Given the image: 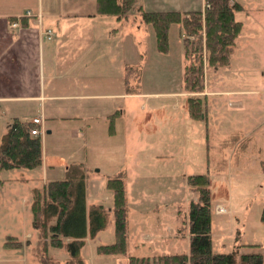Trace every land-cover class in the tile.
<instances>
[{"label": "rangeland", "instance_id": "obj_1", "mask_svg": "<svg viewBox=\"0 0 264 264\" xmlns=\"http://www.w3.org/2000/svg\"><path fill=\"white\" fill-rule=\"evenodd\" d=\"M170 1L175 3L170 6L180 9L183 4L198 5V0H139L144 9L158 3L168 6ZM236 1L247 11L255 5L264 6V0ZM83 2L84 6H93V0ZM170 6L169 9H173ZM135 12V8L131 9L127 20L116 21L113 15H98L93 21L108 27L117 26L114 38L108 37L100 45L105 47L107 57H112L115 50L117 54L121 52L124 61L132 67L128 79L124 76L121 81V90H125L126 84L129 89L147 93L179 89L184 63L183 31L176 22L170 23L167 50L159 51L150 23L143 22ZM253 16L252 11L247 15L243 10L235 12L234 17L243 20L244 25L232 61L239 48L245 50L250 64L263 68L264 24L261 18L259 25ZM15 23L20 25L17 19ZM107 66L105 90L114 87L120 90L119 78L114 79L115 74L109 69V66L114 69V65L107 63ZM250 76L246 81L249 87H264L256 71ZM204 78L208 82L216 79L213 67L205 69ZM227 79V76L221 77L219 83L225 85ZM242 97L252 99L254 96ZM256 97L259 100L252 101L249 110L229 113L224 109L230 108L227 101L234 100L232 96L211 97L210 102L207 101L212 115L208 128L205 123L190 118L187 112L184 114L185 109L175 111L168 95L117 98L122 101L124 113L116 121V133L108 139H100L99 133L96 134L98 128H93L88 131L89 141H85L82 130L77 127L83 125V115L79 112L74 118L44 120L39 133L45 157L43 164L33 168H0V264H36L34 250L39 236L31 223L32 189L45 180L64 177V167L71 160L82 161L87 167L86 206L102 203L108 210L105 226L83 239L79 256L84 264H125L130 254L151 258L162 253L187 252L188 206L197 198V191L187 181L189 174L208 177L212 250L236 248L237 254L264 253V219L260 217L264 205V166L261 164L264 159V94ZM181 98L184 101L185 97ZM143 102H146L145 108H141ZM131 108L140 117L136 118L137 123ZM146 111L151 113L149 120H145ZM175 114L180 119L173 120ZM48 127L51 131L46 133ZM245 129H249V137L234 141L240 130ZM179 150L183 156L177 153ZM151 152L157 154L152 156ZM115 174L122 175L124 183L126 248L124 253H101L96 245L114 240L112 190L105 181L107 176ZM218 207L223 209L218 210ZM11 239L18 244L4 243ZM46 251L58 264H66L64 248L47 243Z\"/></svg>", "mask_w": 264, "mask_h": 264}, {"label": "crops", "instance_id": "obj_2", "mask_svg": "<svg viewBox=\"0 0 264 264\" xmlns=\"http://www.w3.org/2000/svg\"><path fill=\"white\" fill-rule=\"evenodd\" d=\"M197 3L198 5L194 4V6L183 4L180 9L178 6H170L175 4H171L170 1L168 6L158 3L149 10L169 9V6L176 10L202 9L201 5L204 1L198 0ZM137 4L142 7L139 0ZM84 5L83 0H0V133L5 129L7 121L14 116L23 120L38 116L41 124L46 119L51 122L58 118H74L79 112L83 115V125L77 127L82 130L85 141L88 138V131L93 128H98V132L95 129L94 134L99 133L100 139L102 137L108 139L116 133V121L124 113L122 101L117 100L123 97L138 99L168 95L170 99L172 98V108H175V111L185 109L184 114L187 112L189 116L187 105L184 104L186 97L192 93L184 91L181 84L179 89L165 90L161 93L140 92L139 89L133 90L132 87L129 89L127 84L125 90H121L123 85L121 81L124 76L126 80L128 79L132 67L129 66V62L124 61L121 52L118 53L117 61L116 50L113 56L108 58L105 47L100 45L105 43L106 38H114L113 34L117 31V26L108 27L93 23L100 15L94 13V0L93 6ZM240 5L239 10H243L246 15L252 11L253 20L261 25L262 18L264 24V6L255 5L247 11L246 7ZM26 10H29V14H26ZM134 14L138 16L139 11L136 10ZM127 15L115 19L127 20ZM16 19L20 23L18 26L12 24ZM240 21L241 27L235 37L228 63L221 65L223 69H219L221 66H210L213 67L216 79L212 78L211 82H208L203 76V90L195 93L203 96L204 99V114L201 113L195 120L205 123L206 128L210 122L212 123V115L208 112L207 104L211 97L232 96L234 100L227 101L230 108L227 106L228 108L224 109L229 113V111L249 110L252 101L259 100L255 96L264 94V87H249L246 82L250 80L251 73L256 71L264 85V67L250 64L245 50L239 48L232 61L244 25L243 20ZM107 63L114 65V69L112 66H109V69L115 74L114 79L119 78L120 90L115 87L109 91L105 90ZM225 76L228 78L227 84H220L221 77ZM243 95L254 97L246 99L242 97ZM181 97H185L184 101ZM145 107L146 102L141 103V108ZM145 113V120H149L151 113L149 111ZM132 114L135 115L137 123L136 118L140 119L137 111H132ZM250 114L252 112L247 114L248 118L251 117ZM172 118L176 120L175 118L180 119V116L175 114ZM47 129L48 132L51 131L48 127L45 129L46 133ZM249 133V129L243 132L240 130V135L234 141L248 138ZM168 135L171 143L172 137L169 132ZM204 139L207 143L208 133ZM177 153L181 156L184 154L180 150ZM155 154L157 153L151 152L150 155ZM173 154H176L175 150ZM148 155L146 157H149ZM43 160L45 157L42 149V164ZM84 161L89 162L86 158ZM66 166L67 163L64 172ZM84 167L87 172V167L85 165ZM49 256L56 260L52 255Z\"/></svg>", "mask_w": 264, "mask_h": 264}, {"label": "trees", "instance_id": "obj_3", "mask_svg": "<svg viewBox=\"0 0 264 264\" xmlns=\"http://www.w3.org/2000/svg\"><path fill=\"white\" fill-rule=\"evenodd\" d=\"M203 9L149 10L137 0H94V13L125 17L135 8L143 22L150 23L159 51L167 50V29L176 22L183 31V58L181 88L192 94L186 97L187 111L191 118L204 114V68L226 65L234 45L241 21L234 12L241 5L234 0H203ZM37 126L33 121L11 117L0 134V168H33L42 163L39 134L30 133ZM264 166V159L261 160ZM64 177L51 178L32 189L30 201L31 223L38 231V245L34 250L36 264H58L47 254L46 245L64 248L66 264H84L79 249L86 235L92 236L106 223L108 210L102 203L85 204L86 168L81 161L67 163ZM187 181L197 191L187 212L188 251L162 253L151 258L128 255L125 264H260L264 253L213 251L210 240V202L206 174H189ZM105 185L112 190L111 213L114 240L96 245L101 253H124L126 248V218L123 177L107 176ZM260 217L264 219V205ZM5 244H18L5 240Z\"/></svg>", "mask_w": 264, "mask_h": 264}, {"label": "built area", "instance_id": "obj_4", "mask_svg": "<svg viewBox=\"0 0 264 264\" xmlns=\"http://www.w3.org/2000/svg\"><path fill=\"white\" fill-rule=\"evenodd\" d=\"M208 6V3H203V7ZM26 14H29V10H26ZM13 24H16L15 22ZM31 121H33L35 124H37V126H33L30 128V133L32 134H39L41 132V127H40V118L38 116H34L31 118ZM218 210H222V207H218Z\"/></svg>", "mask_w": 264, "mask_h": 264}, {"label": "water", "instance_id": "obj_5", "mask_svg": "<svg viewBox=\"0 0 264 264\" xmlns=\"http://www.w3.org/2000/svg\"><path fill=\"white\" fill-rule=\"evenodd\" d=\"M47 132H48V129H47Z\"/></svg>", "mask_w": 264, "mask_h": 264}]
</instances>
